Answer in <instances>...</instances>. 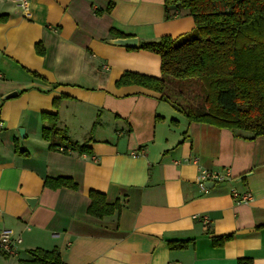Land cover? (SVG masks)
I'll use <instances>...</instances> for the list:
<instances>
[{"label": "crops", "instance_id": "obj_1", "mask_svg": "<svg viewBox=\"0 0 264 264\" xmlns=\"http://www.w3.org/2000/svg\"><path fill=\"white\" fill-rule=\"evenodd\" d=\"M28 1L25 12L0 0V232L21 240L0 264L38 249L65 264H264V137L190 123L157 92L117 85L129 72L161 78V57L140 47L192 33L189 11L167 13L168 0ZM131 38L137 49L114 44ZM46 114L92 154L51 150ZM200 169L232 179L204 190ZM62 178L77 189L54 187ZM233 189L254 200L237 203ZM93 191L120 209L91 216Z\"/></svg>", "mask_w": 264, "mask_h": 264}, {"label": "trees", "instance_id": "obj_2", "mask_svg": "<svg viewBox=\"0 0 264 264\" xmlns=\"http://www.w3.org/2000/svg\"><path fill=\"white\" fill-rule=\"evenodd\" d=\"M172 9L188 10L195 28L175 41L164 37L141 45L140 49L161 57V78L129 72L117 85L157 92L190 123L244 133L250 139L264 137V0H168L167 13ZM44 117L52 123L43 130L51 150L92 154L87 143L73 142L58 127L57 115ZM55 182L54 187L77 189L67 178ZM90 197L93 217L101 219L120 209L107 204L104 194L93 191ZM231 239L224 236L215 242ZM172 248H185V244ZM29 254L33 260L21 264H65L59 250Z\"/></svg>", "mask_w": 264, "mask_h": 264}, {"label": "built area", "instance_id": "obj_3", "mask_svg": "<svg viewBox=\"0 0 264 264\" xmlns=\"http://www.w3.org/2000/svg\"><path fill=\"white\" fill-rule=\"evenodd\" d=\"M20 8L23 11L28 12L30 9V4L28 0H18ZM2 125L0 124V129ZM232 175L230 172L226 174L216 171H208L200 169V176L198 178L200 186L205 190V182L214 181V182H224L226 180H231ZM232 197L239 204L251 203L253 199V195L250 192L241 193L236 189H233L231 192ZM206 223H210L209 220H206ZM21 240L15 239L13 237V233L11 231L4 230L0 232V250L9 256H17V243H20Z\"/></svg>", "mask_w": 264, "mask_h": 264}, {"label": "water", "instance_id": "obj_4", "mask_svg": "<svg viewBox=\"0 0 264 264\" xmlns=\"http://www.w3.org/2000/svg\"><path fill=\"white\" fill-rule=\"evenodd\" d=\"M115 45L122 46L125 48H134L137 49L139 47V41L136 38H131V39H124V40H117L114 42ZM17 96V93H13L9 95L7 98H13ZM21 137L24 138V130H21ZM35 203V201H31L30 204Z\"/></svg>", "mask_w": 264, "mask_h": 264}, {"label": "rangeland", "instance_id": "obj_5", "mask_svg": "<svg viewBox=\"0 0 264 264\" xmlns=\"http://www.w3.org/2000/svg\"><path fill=\"white\" fill-rule=\"evenodd\" d=\"M98 127H99V126H97V128H98ZM97 128H96V129H97ZM102 130H104V131H105V135H106V134H107V130H108V129L104 128V129H102ZM108 132H109V130H108Z\"/></svg>", "mask_w": 264, "mask_h": 264}]
</instances>
